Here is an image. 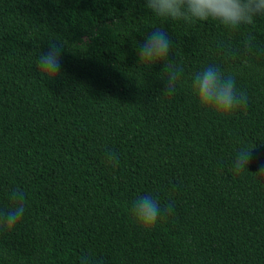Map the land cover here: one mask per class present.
I'll return each mask as SVG.
<instances>
[{
  "label": "trees",
  "instance_id": "trees-1",
  "mask_svg": "<svg viewBox=\"0 0 264 264\" xmlns=\"http://www.w3.org/2000/svg\"><path fill=\"white\" fill-rule=\"evenodd\" d=\"M157 27L183 69L171 97L163 64L137 54ZM58 43L60 74L48 81L37 63ZM209 65L235 73L249 98L219 123L192 102L191 77ZM240 148L252 156L236 175ZM261 167L264 17L228 30L163 20L146 0H0V209L13 189L27 200L23 221L0 233V264H81L86 254L99 264H264ZM146 195L174 212L144 235L128 208Z\"/></svg>",
  "mask_w": 264,
  "mask_h": 264
},
{
  "label": "clouds",
  "instance_id": "clouds-1",
  "mask_svg": "<svg viewBox=\"0 0 264 264\" xmlns=\"http://www.w3.org/2000/svg\"><path fill=\"white\" fill-rule=\"evenodd\" d=\"M146 8L163 20L183 21L185 23L217 21L225 29L238 30L242 25H252L256 17H264V0H146ZM249 36L244 42L246 52L252 51V40ZM59 44V43H58ZM60 45V44H59ZM173 42L163 28L157 27L146 36L144 43L138 45L139 63L153 67L163 64L162 72L167 73L164 93L171 97L176 93L177 83L183 69L169 62ZM225 49L226 54L234 55ZM63 47L50 44V51L41 54L37 63L39 71L48 81L60 74V53ZM247 66V61H244ZM192 102L203 119L219 123L230 118L237 110L246 109L249 98L246 92L236 86V74L225 75L220 68L209 65L191 77ZM252 150L240 148L232 159L231 171L240 175L248 170ZM107 163L115 167L119 164L118 155L107 153ZM256 174L264 176V167ZM10 204L0 209V233H12L23 221L26 213V194L16 188L9 193ZM132 223L147 235L154 231L158 221L166 219L174 212V202L161 208L157 198L152 195L134 199L129 208ZM81 264H99L90 255L81 257Z\"/></svg>",
  "mask_w": 264,
  "mask_h": 264
}]
</instances>
